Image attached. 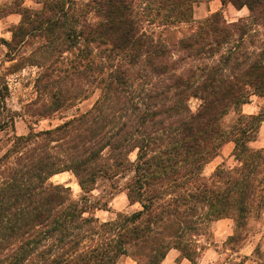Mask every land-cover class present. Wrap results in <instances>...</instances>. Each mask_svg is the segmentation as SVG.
<instances>
[{
	"label": "trees",
	"instance_id": "trees-1",
	"mask_svg": "<svg viewBox=\"0 0 264 264\" xmlns=\"http://www.w3.org/2000/svg\"><path fill=\"white\" fill-rule=\"evenodd\" d=\"M32 1L0 6L20 15L0 38L9 70L38 69L29 131L0 154V264H161L171 249L198 264L221 218L233 220L225 244H243L264 212V147L251 146L264 112L241 110L264 96V0H229L249 11L232 22L220 11L195 20L200 0ZM95 92L88 110L33 128ZM8 96L0 70V130L14 123ZM228 142L235 164L205 175ZM64 171L78 199L51 181ZM102 178H126L140 208L100 220L94 210L107 203L91 192Z\"/></svg>",
	"mask_w": 264,
	"mask_h": 264
},
{
	"label": "rangeland",
	"instance_id": "rangeland-1",
	"mask_svg": "<svg viewBox=\"0 0 264 264\" xmlns=\"http://www.w3.org/2000/svg\"><path fill=\"white\" fill-rule=\"evenodd\" d=\"M11 0H0V6L9 3ZM79 2L87 0H77ZM201 1V0H200ZM24 4L31 8L36 7L32 0H25ZM195 19V18H194ZM203 19V18H202ZM200 20V19H195ZM227 20V19H226ZM20 21L18 13H8L5 16H0V38L10 40L12 36L11 29ZM189 29L188 25H182L180 31L176 30L174 36H179ZM30 49L27 50V55ZM6 47L0 45V70L6 73L7 83L9 87V96L7 105L10 109V114H14L13 126L0 130V154L8 146L11 137L16 135L26 134L29 131L31 124L27 114V109L32 108L31 102L36 98L37 93L34 88V79L38 69L34 66L23 65L17 71H12L9 67L13 62L7 60ZM96 98V92L91 93L86 98H81L73 102V105L61 109L52 114L48 118H42L32 124L35 130H43L54 127L62 123L67 118L77 115L90 108ZM198 105L196 99L190 100V106L194 110ZM243 113H258L260 110L264 112V96H251L249 102L244 104L241 108ZM236 117L234 111L229 112L224 117V124L229 125ZM254 148L264 147V121L261 123L257 139L251 143ZM233 143H226L219 151L218 155L214 157L204 167V174L210 175L219 164L226 166H233L235 164L232 156ZM132 159L135 153L130 155ZM54 183H62L68 186L71 190L72 197L78 199L81 195V189L76 181L75 176L69 172L64 171L54 175L51 178ZM126 178H119L117 180H109L106 178L99 179L92 190V199L99 198L101 202L107 203L106 209H95V215L102 221L113 219L118 212L130 213L140 208L138 203L130 204L126 190L124 189ZM225 229V226H221ZM211 236L206 239L203 244L204 248L198 259V264H264V212L259 217L251 220L247 230V240L239 245L234 243H226L227 234L222 233L218 235L217 240L213 236L212 228ZM178 252L171 249L164 261L161 264H177L176 256ZM117 264H137L132 258L122 256L119 258ZM181 264H190L184 261Z\"/></svg>",
	"mask_w": 264,
	"mask_h": 264
},
{
	"label": "crops",
	"instance_id": "crops-1",
	"mask_svg": "<svg viewBox=\"0 0 264 264\" xmlns=\"http://www.w3.org/2000/svg\"><path fill=\"white\" fill-rule=\"evenodd\" d=\"M217 11L222 12L225 19H227V21L229 22L236 21L241 17H245L249 13L246 6L237 8L229 0H224V2L223 0H201L197 2L194 6V18L202 19L208 16L209 14ZM221 226H225V229L221 228ZM211 228L215 240H217L218 235H221L224 232L225 234H227V236H229L233 232V220L231 218H221L215 220L211 223ZM178 257H179V252L176 256L177 264H181L184 261H188L185 258L179 259Z\"/></svg>",
	"mask_w": 264,
	"mask_h": 264
}]
</instances>
